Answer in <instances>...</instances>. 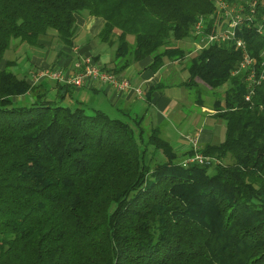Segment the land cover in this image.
Listing matches in <instances>:
<instances>
[{
    "label": "trees",
    "instance_id": "obj_1",
    "mask_svg": "<svg viewBox=\"0 0 264 264\" xmlns=\"http://www.w3.org/2000/svg\"><path fill=\"white\" fill-rule=\"evenodd\" d=\"M215 9L213 0H0V264H264V35L239 32L256 61L235 73L246 53L234 42L192 45L199 16L215 31ZM78 15L104 19L97 38L112 48L111 70L146 57L154 72L180 63L189 75L177 85L194 90L195 104L211 93L224 131L201 145L207 162L184 164L192 146L176 149L162 124L129 107L98 106L77 96L88 88L32 82L18 60L4 63L12 45L38 46L42 34L74 47Z\"/></svg>",
    "mask_w": 264,
    "mask_h": 264
},
{
    "label": "crops",
    "instance_id": "obj_2",
    "mask_svg": "<svg viewBox=\"0 0 264 264\" xmlns=\"http://www.w3.org/2000/svg\"><path fill=\"white\" fill-rule=\"evenodd\" d=\"M77 23L81 30L77 35L74 47L70 48L62 43L52 45L53 33L40 35L38 46L31 48L27 44H22L18 49L17 56L26 55L28 57H25L22 61H18V66H16L17 71L20 74L27 73L31 76L33 69L38 66L43 65L44 67H48L54 64H60L64 68L74 69L75 63L82 61L87 56H93L97 53L100 55L98 61L101 65L109 67L111 65L109 63L111 55L108 54L107 59L103 58L98 51L97 42L92 39L90 40L91 36L99 32L104 24V19L95 16L78 15ZM8 53L9 51L6 54L4 63L7 59L11 58L7 57ZM151 61V57H146L141 61L131 64L120 73L130 79L132 86H140L144 90L143 96H137L132 88L123 94H118L110 88L100 85L99 82L95 88L97 92H93L94 95H103L107 104L113 101L117 103V105L131 108L134 112L140 109L139 112L136 111V113L145 115V119H148V123L151 122L155 125H164V132L172 140L176 149L183 150L189 146V142L186 139L188 135L196 137L199 142H201V145L211 142L214 135L220 134L221 125L216 124L210 127L208 125L210 123H206V115L208 114L203 113L186 119L185 117L187 114H185L183 110L180 112L177 102H175L179 99L178 95L180 93L179 91L176 92L174 89L177 87H166L164 89V94L155 92L151 102L146 99L147 90L160 81L163 69L165 68L163 67L157 72H154L147 67ZM171 88L173 91H170ZM84 99L90 100V102L95 104L101 101L99 98L95 97ZM203 103V108L201 107L202 110L208 109L209 111H213L211 103L210 105L206 102ZM175 108H177V111L174 114ZM184 123L188 128H195L194 130H197L195 131V135L187 133L189 131H185L179 127Z\"/></svg>",
    "mask_w": 264,
    "mask_h": 264
},
{
    "label": "built area",
    "instance_id": "obj_3",
    "mask_svg": "<svg viewBox=\"0 0 264 264\" xmlns=\"http://www.w3.org/2000/svg\"><path fill=\"white\" fill-rule=\"evenodd\" d=\"M215 4V13L208 18L216 19L214 32H205L208 27L206 18L199 16L194 26V33L198 40L194 43L195 49L213 44L220 40L232 41L237 48L243 50L246 54L240 63V70L250 66L256 61V58L249 55L247 44L239 35L244 28H254L255 31L264 35V0H213ZM261 55L264 56V48ZM264 66V60L262 61ZM43 67L38 69L32 82H37L43 78L50 77L60 82L68 83L76 88H96L97 83L106 86L118 94L127 92L130 88L141 96L143 90L140 86H132L131 81L126 76L111 70L103 68L100 62H95L91 56L85 57L82 61L75 63L74 69L64 67ZM249 79L252 82L255 74L250 73ZM250 99V94L246 95V100ZM189 145L194 149V154L184 159V164L190 162L205 163L208 158L201 152V144L196 137L186 136Z\"/></svg>",
    "mask_w": 264,
    "mask_h": 264
},
{
    "label": "rangeland",
    "instance_id": "obj_4",
    "mask_svg": "<svg viewBox=\"0 0 264 264\" xmlns=\"http://www.w3.org/2000/svg\"><path fill=\"white\" fill-rule=\"evenodd\" d=\"M215 13V11L213 12V13H211L210 15H212V14H214ZM210 15H208V16H210ZM207 16V17H208ZM80 30H81V28L79 27V32H80ZM78 32V33H79ZM77 38V37H76ZM94 40L95 42H97V44H98V51L101 53V56L103 57V58H105V59H107V57H108V54H110L111 55V53H112V48L108 45V44H106V43H104V44H101L100 45V42H99V39L97 38V34H95V35H93V36H91L90 37V40ZM76 40V39H75ZM60 42L58 41V39L56 38V37H54L53 36V39H52V45H56V44H59ZM194 43L192 42V45H193ZM22 44H15V45H12L11 47H10V49H9V53H8V55H7V57L8 58H10L11 57V59L13 58V59H16V60H18V61H22L23 59H25V57H28V56H26V55H20V56H17V53H18V49L20 48V46H21ZM77 45V44H76ZM210 45V44H209ZM29 46V45H28ZM29 47H34V46H29ZM14 52H13V51ZM110 63V62H109ZM111 64V63H110ZM173 64L175 65V66H173ZM44 66L42 65V66H38L37 68H35V69H33V73L31 74V78H33L34 77V75H35V73L36 72H38L37 70L39 69H42ZM49 67V66H48ZM53 67H57V68H59V67H63L62 65H60V64H54V65H51V67L50 68H53ZM188 75H189V73L187 72V70H185L184 69V64H178V63H169L164 69H163V73H162V77H161V79H160V81L162 80L165 84H169V83H172L173 85L172 86H169V85H167V86H169V87H177V88H174L175 90H176V92H180L179 93V95H178V97H179V99H177V101H175V102H177V106L179 107V110H180V112H182V110H183V112L185 113V114H187V116L185 117L186 119H188V118H190L191 116H196L197 114H201V113H203V114H208V115H206V117H207V122L206 123H210V124H208L210 127L211 126H215L216 124L217 125H221V130H220V134H217V135H214L213 136V138H212V141H219V138H220V136H222L223 135V131H224V121L222 120V119H218V118H216L213 114L216 112L215 111V109L213 108V96L211 95V93H209V92H205V94H204V100H203V102H206V103H209L208 105H210V103H211V105H212V109H213V111H209L208 109H206V110H202V108H203V105H204V103L202 102L201 104H195V102H194V90H192V91H190V93H189V90L187 89V88H185V87H182V86H178L177 85V83L178 82H180V81H182V80H184V79H186L187 77H188ZM228 84L229 83H226V84H224V85H222L221 87H223L222 88V90H224L226 87H228ZM167 86H165L164 87V89L167 87ZM181 88V89H180ZM95 89V88H94ZM143 90V89H142ZM221 89H219V91H220ZM170 91H173V89L171 88L170 89ZM169 92V91H168ZM143 93H144V90H143ZM143 93H142V95L141 96H143ZM163 94H164V91H163ZM137 95V94H136ZM77 96H79V97H84V98H87V99H91L92 97H95V98H99L101 101H103V102H101V101H98V102H96V105H98V106H107L108 104H107V102H106V100H105V98L103 97V95H94V93L92 92V91H90V90H88V89H83V90H81L79 93L77 92ZM137 96H139V95H137ZM140 96V97H141ZM101 102V103H100ZM105 102V103H104ZM202 107V108H201ZM107 108L108 109H110L108 106H107ZM139 110L140 109H137V110H135V112L137 111V112H139ZM174 111L175 112H173L174 114L176 113V111H177V108H175L174 109ZM138 114V113H137ZM210 114V115H209ZM205 118V117H204ZM203 118V119H204ZM147 118L145 119V123L147 124L148 122H147ZM181 129H184L185 131H189V132H187V133H191V134H194L195 135V131H197V130H194L195 128H188L187 126H186V124L184 123V124H182V125H180L179 126ZM163 129H164V125H163ZM200 144H201V142H200ZM208 158V157H207Z\"/></svg>",
    "mask_w": 264,
    "mask_h": 264
}]
</instances>
